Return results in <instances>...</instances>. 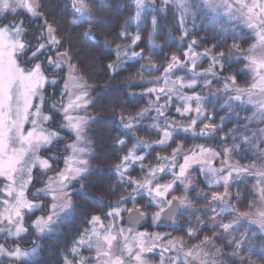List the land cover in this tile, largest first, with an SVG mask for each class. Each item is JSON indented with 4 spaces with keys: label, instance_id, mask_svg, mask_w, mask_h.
<instances>
[{
    "label": "snow or ice",
    "instance_id": "1",
    "mask_svg": "<svg viewBox=\"0 0 264 264\" xmlns=\"http://www.w3.org/2000/svg\"><path fill=\"white\" fill-rule=\"evenodd\" d=\"M103 2L104 0H101V4ZM169 2L170 0H162L164 5H167ZM203 2L212 12L226 16L229 21H242L249 29L254 30L257 43L250 47L248 50L250 54L246 57L248 61L247 66L254 73V83L248 88H235L237 95L230 97V99L241 101L242 96L247 94L249 98L248 102L256 106V112L249 119H259L264 122V0H203ZM135 3L137 5L136 19L138 20L145 0H135ZM175 3L182 10L180 23L183 26L184 16L189 11V8L186 7L187 0H175ZM39 7V0H0V15L8 11L15 13L18 8H23L32 17L41 18L43 14L38 11ZM73 7L76 13L79 14L78 18L72 21L73 24H78L82 21H86L89 25L102 22L92 16L86 0H73ZM152 25L153 30H155V18L152 20ZM41 27L46 30V35L45 32H41L37 39L46 40V43L32 46L22 39L27 31L23 27V21L19 23L12 21L9 25H0V178H3V186L0 187V232H6L10 236L17 237L28 232V228L24 225L25 215L32 214L35 210L44 207L42 203L30 200L26 194L33 180V168L39 167L42 171H47L52 167L48 159L42 158L39 155V151L41 148H47L53 145L55 141L63 139L58 131L46 126L54 117L45 114L42 110L45 103L43 95L44 87L46 84L55 85L57 80L55 77L49 79L39 62L33 64L31 67H21V64L27 63V61L20 60L19 57H23L26 50L31 47H35V50L31 52L29 60H35L39 55L43 54L47 60V65L54 70H62L66 65L68 67V79L65 81L64 89L61 92V97L67 96L68 99L66 104L63 102V99L60 102L64 123L60 124L59 127L61 130L68 131L75 136V142L65 145V148L71 149V156L66 157L64 161L65 168L57 173L55 177H49L48 183L44 188L37 189L32 193L33 196L43 195L50 197L52 200L51 205L48 207V214L46 216H39L32 221L31 227L35 229L38 236L54 232L56 226L62 222L63 217L73 211L75 205L72 200L73 192L70 190L71 186L73 182H79L84 174L88 172L89 162L84 157H86L90 150L87 147L81 146V144L90 143L85 140V129L88 125V118L73 115L72 113L86 108L91 102L88 99L87 91L90 86L86 82L80 83L79 81L82 78H78L73 74L76 71V66L70 63L71 57L67 51H57L55 60L47 56V51L50 48L55 49L60 45L61 41L56 37L55 28L48 23L47 19H44ZM84 35L95 40L91 27L85 31ZM121 35H124V33H121ZM187 35L188 30L184 29L180 40L183 41ZM139 40L140 36L137 34L132 39V44L135 45ZM196 43L197 41L192 40L188 44V50L183 53L185 57L184 61H181L175 54L171 56V63L164 70L163 79L165 87L147 89L148 94L156 93L157 101H159L161 96L168 97L165 104H160L155 108L157 116L154 119L159 121L163 117V126L159 122L149 125L150 128L157 129L162 135L159 140L152 143L137 139V143L129 149L128 154L122 157L121 163L116 166V171L121 182H124L126 179L128 183L136 185L133 193H129L126 197H121V202L131 199L135 203L136 195H143L146 192L149 197V205L155 203L158 208V211L152 215L153 221H160L162 215L166 219H172L181 208L191 207V201L186 195L183 197L174 196L172 199H168L167 196L174 190L173 186L177 181L184 185L187 192L189 185L193 183L188 173L193 165H198L199 171L205 175L210 186L223 185L224 187L223 193H214L211 196L212 202L223 201L224 206L220 212H216L214 208L211 209L214 215L209 217V219L213 221V227H218L224 233L231 235V230L242 219H247L249 214L238 213L234 207L228 206L227 198L230 195L228 188L234 176L239 178L243 174H252L248 167L233 166L228 162L227 158L232 152V148L224 149L223 156L225 159L221 162L220 167L216 168L213 166V162L220 158V152L205 148L202 145L196 146L199 151L189 149L185 152L184 145L180 142L177 143L170 156L158 155L156 157L161 162L157 166H145L141 164L142 169L148 168L143 182L126 177L130 164L136 161L142 162L145 159V156L135 154L138 146L142 145L144 148H151L154 143L155 145L166 147L170 143L175 142L176 135L191 132L193 136H206L214 134L218 130L219 125L208 123L197 132L196 125L204 114L202 108L203 97L199 94L192 96L184 95L182 91H178L175 88L177 84H179L180 89L184 87L191 89L197 86L196 77L200 75V73L195 71L197 61L201 57L208 56L211 50L205 49L204 52L197 53L193 50V46ZM232 48L239 50L237 44H233ZM115 50L117 61L108 65L113 71H116L121 66L123 62L122 57L127 59L142 58V50L141 52H131L130 55L128 52L122 51L120 45H117ZM258 50L259 55L256 54ZM223 58V52L212 56V64L208 69L204 70L205 73L212 72L213 75H216L213 72V67L217 65L223 70L224 65L220 63ZM188 63L192 66L190 71L192 72L193 79L185 84L182 82L183 78H177V80L171 82L173 88H167L169 74L177 68L185 67ZM144 67L146 71L154 67L151 58L148 59ZM159 79L157 78V82ZM224 79L225 90L235 84L234 76H227ZM228 81H231V85ZM205 83L210 84L211 81H205ZM173 96H176L184 103L183 109L176 107V112L181 116L192 112L193 108L190 102H196L194 111L197 115L191 120L189 125H181L174 120H169L165 116V111L171 106ZM254 97L259 98L254 99ZM34 99L39 100V103L34 104ZM51 108L56 110L57 105L52 104ZM148 111L149 109H143L137 114V117H129L130 122L124 123L123 127L132 129L135 126L132 121L144 117ZM26 123L31 124V127L27 131L25 130ZM257 131L261 134L259 137L260 141L264 142V128ZM254 138H257L255 132L251 137L244 136L242 139L245 142L251 143ZM118 143L123 145L126 141L121 139ZM178 156H182L183 163H177ZM177 167L179 169L178 172L175 171ZM161 173H170L173 177L172 181L163 185L156 183L153 186L154 181L158 179V175ZM255 175L259 178L257 181L259 185L260 181L264 180V171H257ZM81 188H83V185H81ZM259 191L261 198L264 199V187H261ZM122 211L129 212L130 223H136L146 215V213L140 211L138 208L135 211L124 209L119 203L106 215L116 218L119 217ZM225 213H235L236 219L228 223H220L217 218L222 217ZM88 223L91 227L83 231L71 249L73 257L79 256V264H87L90 258L95 259L97 264H149L146 254L153 253L154 249L157 248L160 249L158 253L160 264H165L166 261L167 264H208V261L202 259V257H208L209 253L202 246L194 245L193 248L185 251L182 238L169 240L163 245L156 243L157 241H161L164 236L170 235L168 233H133L132 229H128L127 234H125L124 229L116 227L115 219L112 223L105 225L98 215H93ZM251 223L257 224L261 229H264V211L258 212L256 218L251 220ZM187 232L190 237L196 235L195 229L190 228ZM211 239L205 236L201 244L206 245ZM243 239L244 237L242 236L241 240L234 241L236 249L241 248ZM232 242L233 240L229 241V243ZM39 247V245H36L30 251H24L18 246L13 250H8L3 245H0V256H8L20 261L24 257L36 255ZM81 248L94 251L95 256H82ZM219 251L217 249V253ZM172 252H176L177 255H168V253ZM181 252H183V256L179 254ZM233 255H237V253H233ZM65 264H73V261L65 257ZM212 264H216V261L213 260Z\"/></svg>",
    "mask_w": 264,
    "mask_h": 264
},
{
    "label": "trees",
    "instance_id": "2",
    "mask_svg": "<svg viewBox=\"0 0 264 264\" xmlns=\"http://www.w3.org/2000/svg\"><path fill=\"white\" fill-rule=\"evenodd\" d=\"M125 2V0L123 2L110 0L100 6V9L95 7L91 14L96 20L102 22L91 25L87 22L74 25L72 19L75 16L71 15L66 16L60 13L48 15V18H54V23L57 26L55 34L61 41L57 48L60 51L68 52L71 57L70 62L76 66V72L90 86V94L93 99L88 108L94 118L89 123L88 132L94 152L90 157L91 168L79 182L74 184L72 200L75 207L73 211L63 217L54 232L43 237L42 252L34 261L17 262L16 264H60L61 255L66 246H69L72 239L89 226L88 221L91 217L93 215L107 216L106 213L112 206L120 202L121 197H125L128 185L126 181H120L116 166L121 163L122 157L132 148L136 137L150 143L161 138V133L153 131L149 127L152 121L149 117L143 119L138 126L128 130L121 124L123 120L137 117V114L143 109L150 107V101L154 95L148 94L147 89L153 87L159 89L160 77L167 65L171 63V56L175 54L181 61L185 60L183 53L187 49V42L180 40L183 33L179 11L174 5H167L163 13L154 14L148 11L143 14L139 24H134L132 18L135 13V4L133 0ZM193 3L195 4L194 11L197 13L196 18L200 22L197 26L188 23V28L191 30L189 37L193 35L198 42L195 47L201 50L210 48L213 54L223 52L222 64L224 68L221 73L234 76L238 83L247 84L249 74L243 68V61L239 59L238 62H230L229 56L237 53L232 48L233 44H239L242 52L249 48L252 42L249 32L235 23L212 19L199 9L196 0H193ZM153 18L156 20L155 30L152 25ZM88 26L92 28L95 40L84 35ZM231 27L244 37L234 38L230 30ZM137 34L140 36V43L134 49H142L143 57H151L156 69L144 71L142 59H135L128 60L124 66L113 71L108 65L117 60L116 46H123L127 43L130 45ZM48 70L50 71V68ZM174 75L190 77L185 69L176 70ZM157 78H160L158 82ZM188 90L186 89V91ZM215 109L219 117L225 113L224 110H218V107ZM170 114L179 117L174 111H171ZM218 116H215L216 122L220 121ZM234 128L236 129L234 133L238 134L242 129L241 122L239 118L229 117L219 132L224 134ZM215 137L201 136L197 138L190 134L176 135L175 142L170 143L169 146H157L149 151L142 163L145 166L153 165L157 161L158 155L170 154L178 141L182 142L184 147H192L198 140L207 139L209 143L206 145L218 147L222 151V146ZM121 139L126 143L119 144L118 141ZM230 139L231 136L227 137L226 141H230ZM236 140L237 138L234 139V141ZM133 169L139 173L142 168L134 166ZM143 169L146 170L147 167ZM198 185L201 188H207L204 182L199 181ZM250 187L249 184L239 182L238 192L241 194V199L237 201L236 209L240 212L248 210L250 208L248 200L254 199ZM194 193L195 190L189 192L193 202V207L191 206L193 213L188 209L184 215L181 214V225L177 230L182 237L186 238L185 241L189 246L196 241L202 242L203 236H208L213 231L212 223L208 221V218L213 215L211 209L217 203L208 200L207 197H198ZM230 217L227 216V218ZM190 228L196 230V240L188 235L187 230ZM263 241V238L260 237L261 251L259 254L245 255L243 253L238 261L230 258L229 264H255L257 261L259 264H264ZM219 242L225 245L229 239H220ZM227 248L229 250L236 249L235 242L231 245L227 244ZM242 257L243 259H241ZM4 263L6 262H2V264Z\"/></svg>",
    "mask_w": 264,
    "mask_h": 264
},
{
    "label": "rangeland",
    "instance_id": "3",
    "mask_svg": "<svg viewBox=\"0 0 264 264\" xmlns=\"http://www.w3.org/2000/svg\"><path fill=\"white\" fill-rule=\"evenodd\" d=\"M196 1H197L199 9L201 11L207 13L212 19H214V20H223V21H225L227 23H235L236 25L242 26L245 30H247L249 32V35L252 38L251 45L249 46V48L247 50H244V52H242L240 50L241 48H240L239 44H237L239 46V50L234 49V51L236 50L237 53L236 54L233 53L232 55L230 54V56H229L230 62L231 61L232 62H238L239 59H241V61H243V63H244L243 68L249 74V82L247 84L238 83L237 82L238 80H236V78H235V84L231 85V81H228V83L231 86L229 87V89L225 90V88H224L225 79L224 78L227 77V76H232V75L222 74L221 72L223 70H221L218 65L213 67V72H215L216 75H213L212 72L205 73L204 70L208 69L209 66L212 64L211 57L217 55V53L213 54L212 52H210V54L208 56L201 57L197 61V64H196V67H195V71L200 73V75L196 77V79H197V86L196 87L191 88V89L187 88V87H184L183 89H180L179 84L175 85V88L178 91H182V93L184 95L192 96L194 94H199L201 97H203L202 108H203V113L204 114L201 117L200 121L196 125V131L198 132L201 127H203L205 124H208V123L213 124V125H219L218 130L215 131L214 134H210V135H206V136H208L210 138L211 137L213 138L214 136H216L215 138L218 139V141L220 142L219 143L220 146H222L221 147L222 151H221L220 148H218V147L206 145L209 142L207 141V139H202V140H198L197 143L195 142V144L192 147H184V151L187 152L189 149H196V151H199V149L196 148V146L202 145L205 148H210V149H213L216 152H220L221 153L220 158L214 160V162H213V166L216 167V168H219L220 165H221V162L224 161V159H225V157L223 156L224 149L225 148H232L233 150L230 153L229 157L227 158L228 162L231 163L233 166H237L238 165L240 167H248L250 172L252 173L251 175L243 174V175L239 176V178H236L234 176V178H233V180H232V182L230 184V187L228 188V191L230 193L228 206L229 207H234L236 209V207H237L236 203H237L238 200L241 199V194H239V192H238L239 182L241 181L242 183H246V184H249L251 186L250 188H252V196H254V199L251 198V199L248 200L249 201L248 203H250V208L248 210L242 211V212H240V211H238L236 209L238 213H248L249 214L248 218L247 219H242L240 221V223L237 224L231 230V235H229L227 233H224L218 227H213L212 226L213 225V221L208 218V221H210L212 223L211 229H213V231H211L208 234V236L207 235H205V236L210 237L212 239L206 245H202L200 241H196V243L194 242L195 246H202L205 251H207L208 253L209 252L211 253V254L208 255V257H202V259H206L208 261V264H212L213 260L216 261V264H220V260L221 259L217 258L215 253L217 252V249H224L225 245L223 243H220L218 241L219 239L227 238L230 241V240H241V237L242 236L244 237V239L242 241V246H241L240 249H230L231 251H230V254H229V258H233L236 261L240 260V256L243 253H245V255L246 254L250 255V254H256L255 250L260 252L261 251V247L259 246V238L261 237L264 240V229H261L259 227V225H257V224H252L251 223V220L256 218V214L258 212L264 211V199L261 198L260 191H259V189L261 187H264V180H261L260 184L258 185L257 181H258L259 178L255 175V173L257 171H264V142L260 141L259 137H260L261 134L257 131L258 129L264 128V122H262L259 119H249L250 117L253 116V113L256 112V106L254 104L248 102L249 98H248L247 94H244L242 96V100L241 101H237L235 99H230V97H235L237 95V93L235 92V88H237V87L238 88H248L254 83V73L247 66L248 65V61H247L246 57L250 54L249 51H248L250 49V47L257 43V37L255 35L254 30L249 29L242 21H236V20L229 21L226 16L218 15L217 13L212 12L211 9H209L204 4L203 0H196ZM133 3L135 4V13H134V16L132 18V22L134 24H139L141 22V20H142L143 14H145L148 11H151L154 14L155 13L156 14L157 13H163L164 12V8L167 5H174L178 9L179 16H180V21H181L182 10L175 3V0H170V2L167 5H164L162 3V0H145V4H144L143 8L141 9L140 18L138 20L136 19L137 5L135 3V0H133ZM194 5L195 4L193 3V0H187L186 7L189 8V11L184 16V23H183V26H181L182 27L181 28L182 29V33H183L184 29L188 30V35L183 39L184 42H187V49L185 51L188 50V44L192 40H195L193 35H192V37H189L191 30H190V28H188V23H190L193 26L194 25L197 26V25L200 24L199 20L196 18V16H197L196 14L197 13H196V11H194L195 10ZM91 8H93V6H91ZM78 16H79V14L77 13L76 16L74 17V19H77ZM32 18H37V17H32ZM45 19H47V21L49 23L56 25L54 23V18L52 19V18L46 17ZM74 19H72V21ZM85 22L86 21H82V22H80L78 24L85 23ZM87 28H89V26ZM230 30L233 33L234 38L241 39V38L244 37L235 28L231 27ZM227 32H228V30H227ZM55 35H57V34H55ZM127 36H128V34H127ZM195 41H197V40H195ZM139 43H140V40L137 41L135 45L132 44V41H131L130 45H128V43L124 44V45L122 44L123 46H121V50L128 52L129 55L131 54V52H141L142 49H139V50H135L134 49V47L139 45ZM197 45H198V42L193 46V50L195 52L200 53V52H204L205 51V49L201 50V49L196 48L195 46H197ZM208 49H210V48H208ZM57 51H60V50L56 47L55 48V53ZM60 52H64V51H60ZM230 53H232V52H230ZM256 54L259 55V50L257 51ZM53 57L56 58V55L54 54ZM146 57H149V56H144L143 57V50H142V58L137 57V58L127 59V58H123L122 57L123 62H122L120 67L124 66L125 62L127 63L128 60L142 59V63H143V61H144V59ZM116 58H117V53H116ZM70 63L73 64L72 62H70ZM220 63H222V59H221ZM191 67H192L191 64L188 63L185 67L176 69V70H181V69L184 70L185 69V71H187V74L190 76L189 78H186V77L180 76V75H176L175 76L174 73H175L176 70H174V72L170 73L169 76H168L169 83L167 85V88H173V85H172L171 82L177 80V78H183L182 82L185 83V84L188 83L189 81H191L193 79L192 72L190 71ZM47 69H48V67H47ZM42 70L47 75V73L45 72V68L44 67H42ZM61 73L63 74V81L61 82L59 87H60V89L63 90L64 89V83L68 79V75H69V70H68L67 65L62 69ZM73 74L76 77L81 78V76L76 71ZM61 76L62 75L59 74V75H57L55 77V79L57 80L56 84H58L61 81ZM163 77H164V72H163V75L160 77L161 78V84L158 85L159 86L158 88L165 87V83H164ZM48 78L52 79L53 77L48 76ZM205 81H211V83L210 84H206ZM79 82L80 83H85L83 79H81ZM48 85H51V84H46L45 87H44V90H43L44 98H45V94H46L45 90H46ZM167 88H166V90H167ZM186 89H189V90L186 91ZM87 91H88V99L92 102L93 96H91V94H90V87L87 89ZM152 94L154 95V98L150 101L152 103H150V105H149L150 106L148 108L149 111L145 113L144 117L139 118L138 120H133L132 121L135 124V126H138L139 123L143 121V119L148 118V117L151 118V120H152L150 125H152L153 123L159 122L161 124V126H163V120H164L163 117H161L159 121H156L154 119L157 116V112L155 111V108L158 107L160 104H165L167 102V100H168V97L167 96H161L159 101H157L156 93H152ZM258 98L259 97H254V99H258ZM62 99H63V102L66 104L68 97L64 96ZM36 103H39V100H35L34 99V104H36ZM90 103L88 104V106L86 108H82L78 112L72 113L73 115H79V116H84V117L88 118V125H87V127L85 129V140L90 142V143L81 144V146L87 147L90 150L89 153L86 155V157H84L89 162L88 163V170H89V168H91V166H90V157H91L92 153L94 152L93 147H92V141H91V139H89L90 134L88 132L89 123L94 118V116H92L90 114V112H89V108L88 107H89ZM190 103H191V106L193 108V111L190 112L189 114L185 115V116H181L180 114H178L176 112V107H181V109H183L184 103L182 101H180L176 96H173L172 100H171V106L168 107L167 110L165 111V116L169 120H174V121L178 122L181 125H184V126L189 125L191 123V120L194 119L196 117V115H197V113L194 111V109L196 107V102L195 101H191ZM52 104L53 103H51L49 105L50 108H51ZM56 105H57V109L54 110V109L51 108V110L54 111L56 114L61 115L62 116L61 120L64 123L63 110H62V108H60V105H58V104H56ZM215 107H218V110H224L225 113L223 115H220V117H219ZM45 108H46V102L44 103V106H43L42 110H43V112L45 114L51 115V114H49V113H47L45 111ZM171 111H174L175 114H177L179 117L177 118L176 116L170 114ZM215 116H218V118L220 120L219 122L215 121ZM229 117H233L234 119L239 118V120L241 122V125H242V129H241V131L238 134H237V132L234 133V130H236L235 128L232 129V131L230 130L229 132L224 133V134L219 132V130L224 127L225 121L228 120ZM49 122H48V124L46 126L48 128H50V129L54 130L51 126H49ZM128 122H130L129 119L123 120L121 126L123 127V124L124 123H128ZM245 126H246V128H245ZM30 127H31L30 123H26L25 124V130L26 131ZM152 129H153V131H157L158 132L157 129H154V128H152ZM66 132H68V131H66ZM254 132L256 133V137L257 138L252 139L251 143L243 141L242 138L244 136L251 137ZM187 134H190L191 136H193L191 134V132H189ZM60 135L62 137H64V135L62 133H60ZM68 136L71 138V140H70L71 143L75 142L74 134H71L70 132H68ZM229 136H231L230 141H226L227 137H229ZM193 137L199 138L201 136H193ZM202 137H205V136H202ZM235 138H237L236 141H234ZM137 139H140V138L136 137V141L134 142V144L137 143ZM61 140H63V139H61ZM58 141H60V140H58ZM147 143H150V142H147ZM177 143H180V141H178ZM234 145H235V147L233 148ZM50 146H48L47 148H49ZM157 146L158 145H155L154 143H153V146L151 148H144L142 145L138 146L136 148V153L135 154L136 155H143L146 158L147 153L149 151H151L154 147H157ZM44 149H46V148H41L40 151H39V155L42 158H44V156L41 154V151L44 150ZM171 153H172V151H171ZM171 153L168 154V155H163V156H170ZM70 156H71V149H68V154L66 155V157H70ZM65 158L61 161V163H59V165H58L59 169L58 170H54L55 166H53L52 162H50V161H49V163L52 165V167L49 170H47V171H42L39 167L33 168V171H32L33 180H32V183L29 185L28 192L26 193L30 200H33L32 198H30V194H29L31 192V190L33 191L32 193H34L37 190V189L33 190V188H32V186L34 185V180H35V170H38V172L41 173V174H45V173H47V172H49L51 170H54L52 173H50L49 176L44 178L43 183L39 184L40 179L39 178L37 179V182L39 184V188L38 189L44 188L47 185V183H48L49 177H55L57 173H59L61 170H63L65 168V163H64ZM160 163L161 162L157 160L153 165H150V166H157ZM177 163L178 164L179 163H183L182 156H178L177 157ZM141 164H143L141 161H136L135 163L130 164L129 170L126 173V177H131V178H133L135 180L143 182L144 177L146 176V174L148 172V168L146 170L145 169H140L139 173L136 172L135 169H133L134 166L141 167ZM253 165H255V167H253ZM132 171H133V173H132ZM175 171H177V172L179 171L178 167L175 169ZM225 174H226V172H225ZM188 175H190V177L192 178V181H193V183L191 185H189V190L186 192L185 188H184V185L181 184L179 181H177V183L173 186L174 190L171 191L168 194V196H167L168 199H172V197H174V196L175 197H183V196L186 195L188 197V199L191 200V206H192L193 202H192V199L190 198L191 195H189L190 190H195L194 195H197L198 197H203V198L207 197L208 200H211V196L214 193H223L224 192L223 185H220V186L212 185V186H210L208 184V182H207V180L205 178V175L202 174L199 171V166L198 165H193V167H192V169H190ZM172 179H173V177H172V175L170 173L169 174L161 173V174L158 175V179L156 181H154L153 186H155L156 183H159V184H162V185L166 184V183H169V182L172 181ZM125 181L127 182L126 179H125ZM199 181L200 182H204L206 184L207 188L206 189L201 188L198 185ZM75 183L76 182H73V184L71 186L70 190L72 192H74V190H75V187H74ZM127 185H128V194L129 193H133V189L136 187V185L135 184H130L128 182H127ZM2 186H3V178H0V187H2ZM126 192H127V188H126ZM198 194H200V195H198ZM41 196H43V195H41ZM36 197H40V196H33V198H36ZM44 198H50V197L44 196ZM50 200H51V198H50ZM139 201L141 202L142 206H144V208L142 207V210L143 209L147 210L152 215H153V213L158 211V208L156 207L155 203H153L152 205H149V203H148L149 197L147 196L146 192L143 195H136L135 203H133V201L131 199H128V208H136L139 205ZM38 203H42L44 205V207L42 209L45 208L46 210H48V207L51 205L52 200H51V203L49 205L46 204V203H43V201H39ZM115 204L117 205L118 203H115ZM119 204H120V206L122 208L126 209V207H125L126 206V200H124L123 202L120 201ZM223 206H224V204L221 201H218L213 208L216 209V212H220V210H221V208ZM192 207L181 208L182 214L184 215L185 212H188V209L190 210L191 213H193ZM122 212L120 213L119 217H116V218L109 217L107 220H105L104 224L108 225V224L112 223L113 220L115 219L116 227L117 228H121L120 225H119V221L121 219ZM27 215H29V214H26L25 218H24L25 227H27V225L31 226L32 221H34L37 217L46 216V215L40 214V215H37V217L35 219L28 220ZM213 215H214V213H213ZM227 216H231V217L227 218ZM217 219H218V221L220 223H228V222L236 219V214L235 213H233V214L225 213L222 217H218ZM176 222H177V227H180L181 219L178 218ZM30 229H34V228H32V227L28 228V232H29ZM28 232L25 233V234H22L19 237L10 236L6 232H0V245H3L8 250H13L14 248H16L18 246L20 249H22L24 251H30L33 248L32 246L29 247V248L28 247L27 248H23L20 244L18 245L17 242H16V240L20 239L23 236H26L28 234ZM194 236H191V237L194 238ZM205 236H203V240H204ZM181 238H182V240L184 242V249L185 250L191 249V245H193L194 243H192L189 246L186 243V241H185L186 238L180 236L179 239H181ZM15 243H16V245H15ZM232 243L228 242L226 244L231 245ZM12 245H14V246H12ZM262 249H263V252H264V241H263ZM233 253H237V255H233ZM31 258H32V256H29V257H24L21 260H31ZM3 259L10 260V261H17L14 258H10L8 256H0V261L3 260ZM228 264H229V261H228Z\"/></svg>",
    "mask_w": 264,
    "mask_h": 264
},
{
    "label": "flooded vegetation",
    "instance_id": "4",
    "mask_svg": "<svg viewBox=\"0 0 264 264\" xmlns=\"http://www.w3.org/2000/svg\"><path fill=\"white\" fill-rule=\"evenodd\" d=\"M107 1H110V0H104L103 4H101V0H86V3L88 4L90 12H93L95 7L100 9V6L104 5ZM115 1L123 2V0H115ZM125 1L127 2V0H125ZM39 3H40V7H39L38 11L43 14V17L32 18L31 14L28 13L25 9L18 8L15 13L8 11V12L0 15V25H9L10 22H12V21H15L16 23L23 21V27L27 31H26L25 35L22 37V39L26 43H28L29 45L38 46L39 43H46V40H38L37 37L39 36V34L41 32H45V35H46V30L44 28H42L41 25L44 23V19L46 17H48V15H50L51 13L52 14L60 13V14L66 15V16H69V15L76 16V14H77L75 11V8L73 7V0H39ZM91 6H93V8H91ZM49 24H51V23H49ZM51 25L54 28H57L56 25H54V24H51ZM34 50H35V47H31L28 50H26V53L23 57H19L20 60L27 61V63H22L21 67H26V68L31 67L33 64L39 62L41 64V66L45 68V72L47 73V76L56 77L59 74L62 75L61 81L58 84L47 86V91L45 94V102H46L45 111L54 117V119L49 122V126H51L54 130L62 133L64 135V137H63V140L55 141L53 143V145H51L49 148H46V149L41 151V154L44 156V158L48 159L50 162H52L53 166H55L54 170H58L59 169V167H58L59 163H61V161L68 154V149L65 148V145L68 142H69L68 144L71 143L70 142L71 138L68 136V132H66L65 130H61L59 127V125L63 123L61 120L62 116L59 114H56L54 111H52L51 108L49 107V105L51 103L60 105L59 102H61L60 96H61L62 89H60L59 85L63 81V74L61 73L62 70H56L55 71L52 67H50V71H48L49 68L47 69V67H46L47 60L43 54L39 55L35 60H29V57H31V52ZM54 54L56 55L55 49L50 48L47 51V56L51 57L53 60H55V58L53 57ZM205 137H208V136H205ZM54 170H51L45 174H41L38 172V170H35V180H34V185L32 186L33 190L38 189L39 184L43 183L44 178L49 176L50 173H52ZM38 178L40 179L39 184L37 182ZM126 188H127V192L125 193V197L128 195V186H126ZM32 192L33 191L31 190V192L29 194H30V198H32L33 201H36V202L43 201V203H46L48 205L51 203L50 198H44V196L33 198ZM114 206H112V208L109 211H111ZM125 207H126V209H131V210L138 208L140 211L146 213V215L144 216L146 219V224L143 227H138V226L132 225V224L127 222L126 216L128 214V211H123L121 214V219L119 221V225L122 229L125 230V234H127L128 229H132L133 233L147 232L149 234H154V233H162V234L168 233V234H170V235L164 236L161 241L156 242L157 244H160V245L166 244L169 240L179 239V237L182 236L177 231L179 227H177V222H176L177 219L180 218V216L182 214V210H180L179 213H177L176 215L173 216L172 221L174 222V225H169V224H165V223H160V221L154 222L153 218H152V214H150L147 210H144V209L142 210V207L144 208V206H142L140 201H139V205L136 208H128V199H126V206ZM40 214L47 215L48 210H46L45 208L44 209H38L35 212H33L32 214L27 215L28 220H33L37 217V215H40ZM100 217L103 220V222H105V220H107L109 218V216H100ZM90 226L91 225L89 224V226L86 229H89ZM27 227L30 228L31 226L27 225ZM56 228H57V226H56ZM83 231H81L77 235L76 238L72 239L69 246L68 245L66 246L65 251L61 255V259H60L61 263L60 264H65V257H67L68 260L73 261V264H79V256L73 257V255L71 254V249H72L75 241L80 237V235L83 233ZM50 234L51 233H48V234H45L42 236H38L34 229H30L26 236L21 237L20 239L16 240V242L18 245L20 244L23 248H27V247L29 248L31 246L35 247L36 245H39L40 247L38 249V253L36 255L32 256L31 260L10 261V260L3 259L0 261V264H2V262H6L4 264H16L17 262L34 261V259L37 258L42 252L41 249H42L43 242H44L43 237L50 235ZM196 238H197V234L194 236L195 240H196ZM223 239H226V238H223ZM15 245H16V243H15ZM194 245H195V243L193 245H191V248H193ZM12 246H14V245H12ZM219 250H220L219 253L216 252L215 254H216L217 258L221 259L220 264H228V261L230 259L229 254H230L231 250H228L227 244H225L224 249H219ZM159 251H160V249L157 248V249H154L153 253H147L146 254V258L149 261V264H160V256L158 254ZM255 252H256V254H259V252L257 250H255ZM179 254L181 256H183V252H181ZM209 254H211V253L209 252ZM81 255L84 257H94L95 252L94 251H88L86 248H81ZM168 255L175 256V255H177V253L172 252V253H168ZM87 264H97V262L95 259L90 258V259H88ZM165 264H167V261L165 262ZM256 264H259V262L257 261Z\"/></svg>",
    "mask_w": 264,
    "mask_h": 264
},
{
    "label": "water",
    "instance_id": "5",
    "mask_svg": "<svg viewBox=\"0 0 264 264\" xmlns=\"http://www.w3.org/2000/svg\"><path fill=\"white\" fill-rule=\"evenodd\" d=\"M150 57H146L145 59H144V61H143V66H142V69L144 70V71H146L145 70V65H146V63H147V61H148V59H149ZM151 61H152V64L154 65V62H153V60L151 59ZM46 67H48L49 68V66L48 65H46ZM156 69V66L154 65V67L151 69V70H155ZM147 71H149V70H147ZM63 91V90H62ZM61 91V92H62ZM62 100V97L60 96V101ZM228 199V201H229V197L227 198ZM223 204H224V202L223 201H221ZM133 211H135L136 209H132ZM181 210V209H180ZM180 212V211H179ZM179 212H177V213H179ZM176 213V214H177ZM175 214V215H176ZM129 212H128V214H127V216H126V219H127V222L128 223H130L129 222ZM160 223H165V224H169V225H174V222L172 221V219H166V218H164V216L162 215V218H161V220H160ZM130 224H132V225H135V226H138V227H143L145 224H146V219H145V217H143V218H141L138 222H136V223H130Z\"/></svg>",
    "mask_w": 264,
    "mask_h": 264
}]
</instances>
